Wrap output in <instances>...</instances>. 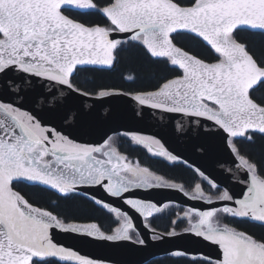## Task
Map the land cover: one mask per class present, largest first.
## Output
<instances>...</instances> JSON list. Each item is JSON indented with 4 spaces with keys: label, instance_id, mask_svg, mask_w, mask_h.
Returning <instances> with one entry per match:
<instances>
[{
    "label": "snow or ice",
    "instance_id": "obj_1",
    "mask_svg": "<svg viewBox=\"0 0 264 264\" xmlns=\"http://www.w3.org/2000/svg\"><path fill=\"white\" fill-rule=\"evenodd\" d=\"M133 43L168 69L150 89L131 94L140 109L181 113L198 128L222 132L238 161L236 171L244 175L237 178L244 186L239 197L199 168L201 182L186 191L184 184L129 159L113 136L98 144L73 137L79 113L65 108L45 83L87 96L74 84L76 74L89 66L113 67L118 53ZM257 135L264 138V0H0V264H112L66 246L57 233L113 245L146 244L134 217L109 201L86 197L112 216L115 226L105 229L96 218H77L56 202L50 204L55 211L38 206L22 186L65 200L82 187H99L141 218L151 240L187 234L217 249L215 257L193 258L192 264H264V152H242L237 143L255 144ZM128 138L154 158L180 161L155 136ZM161 188L208 207L187 208L170 222L171 229L158 233L150 219L169 205L137 190ZM181 221L186 226L177 232Z\"/></svg>",
    "mask_w": 264,
    "mask_h": 264
},
{
    "label": "water",
    "instance_id": "obj_2",
    "mask_svg": "<svg viewBox=\"0 0 264 264\" xmlns=\"http://www.w3.org/2000/svg\"><path fill=\"white\" fill-rule=\"evenodd\" d=\"M49 88L55 92L56 98L65 108H70L73 114L79 113V119L70 131L80 142L98 144L115 133L127 136L132 133L155 136L161 139L170 151L179 155L181 161H186V164L195 169L199 168L223 189L227 188L236 197L243 192V184L237 182V178L244 179L243 172L236 171L238 161L226 144L222 132H215V130L209 132L206 128H198L194 118L181 113H167L151 108L141 110L132 95L121 91H113L115 93L113 95L100 97L99 95L85 96L66 87L59 85L53 87L45 83V90ZM2 98L12 99L7 96ZM63 110L56 114V122L59 121ZM71 120L70 116L68 122ZM78 192L87 197L95 195L129 212L134 217L137 229L146 240L144 246L131 242L113 245L111 242H94L70 234H56L57 240L68 247L75 248L81 254L96 259H108L112 264H144L153 257L177 250L186 251L192 257H204L209 254L215 257L217 254L214 246L187 234L153 241L150 238L151 230L145 227L141 218L121 200L108 197L99 187L85 186ZM137 194L145 199L159 201L161 206L165 203H175L186 208L208 207L204 202L192 200L178 190L162 188L137 190ZM214 206L219 207L220 204L217 203Z\"/></svg>",
    "mask_w": 264,
    "mask_h": 264
},
{
    "label": "trees",
    "instance_id": "obj_3",
    "mask_svg": "<svg viewBox=\"0 0 264 264\" xmlns=\"http://www.w3.org/2000/svg\"><path fill=\"white\" fill-rule=\"evenodd\" d=\"M88 19L99 20V17L89 16ZM168 71L165 64L161 61L150 59L145 51L136 44H126L121 52L118 53V58L115 65L111 68L89 67L87 70L79 71L73 79L74 84L81 88L82 92L89 94H97L99 90L121 91L131 95L139 90H148L155 84V77L165 74ZM133 75L134 81L126 79L127 76ZM114 139L119 146L121 152L125 153L129 159L135 161L139 159L143 166H148L153 172L162 175L165 179L172 180L176 183L184 184L186 191H191L194 183L201 182L199 174L195 169L182 161L166 162L163 159L154 158L147 153L142 146L132 145L129 136L122 133H115ZM242 152L248 151L254 155H261L264 152V138L256 136V143L249 144L245 141H238ZM204 190L209 191L207 183L203 184ZM23 193L33 194V201L38 203V206L48 207L49 210H54L50 207L51 202H56L59 207L70 212L73 216L80 219L96 218L105 229L109 226H115L112 223V216L107 210H103L94 205L86 196L78 194L70 199H62L55 192L48 191L43 188H33L22 186ZM223 190L222 187H220ZM215 190H213L214 192ZM169 207L165 208L162 214H157L155 218L150 219L151 226L158 231L166 232L171 229L172 220H180L183 212L187 209L183 206L169 203ZM222 223H232L231 220L221 217ZM186 226V221H181L176 228L177 232L181 231ZM237 227L247 228L249 231L260 233L262 230L259 227L250 224H236ZM195 258L197 261L201 257H176L172 253L153 257L144 264H192Z\"/></svg>",
    "mask_w": 264,
    "mask_h": 264
}]
</instances>
